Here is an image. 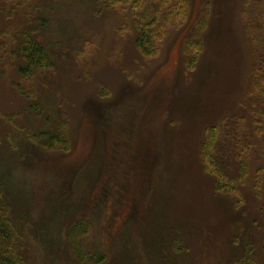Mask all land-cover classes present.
Wrapping results in <instances>:
<instances>
[{"label":"rangeland","instance_id":"rangeland-1","mask_svg":"<svg viewBox=\"0 0 264 264\" xmlns=\"http://www.w3.org/2000/svg\"><path fill=\"white\" fill-rule=\"evenodd\" d=\"M140 1L0 0V175L20 252L31 264H264V0ZM141 15L164 26L150 55L135 45ZM19 31L54 68L19 74ZM213 125L232 191L201 161ZM59 129L68 148H43L39 135ZM69 222L85 233L69 239Z\"/></svg>","mask_w":264,"mask_h":264},{"label":"trees","instance_id":"trees-1","mask_svg":"<svg viewBox=\"0 0 264 264\" xmlns=\"http://www.w3.org/2000/svg\"><path fill=\"white\" fill-rule=\"evenodd\" d=\"M107 6L117 3L126 2L128 0H99ZM136 3L140 0H132ZM140 2H143L141 0ZM164 32V26L157 19L156 16L147 18L146 15H141L138 20V33L135 39L136 47L145 55H150L155 49L156 42L160 39ZM14 56L20 60L21 63L17 65L18 72L23 77H29L37 70H46L54 68V62L50 58L46 47L40 40L28 31H19L16 38V49ZM264 77V69H261V78ZM264 98V90L262 92ZM36 105V104H35ZM38 114L41 115V108L39 105L34 106ZM264 107H262V113ZM264 115V114H263ZM217 125L211 126L207 129V134L202 143L201 161L206 171L215 176V189L218 191H232L235 179L227 170L220 164L215 155V143L219 133ZM44 142L41 143L45 149H52L59 146L61 149L68 148V140L65 133L59 129L54 133L40 134ZM259 184V183H258ZM11 185V184H10ZM8 180L4 181L0 175V264H31L27 258L20 252L23 244L20 240L21 231H19L14 223V218L10 213L11 202L7 197L10 186ZM5 192V193H4ZM10 192V191H9ZM68 222V221H67ZM66 223V222H65ZM62 225V224H61ZM87 224L83 222H69L67 236L69 239L79 237L86 231ZM59 232V230H58ZM264 249V247H263ZM90 260L99 261L102 256L97 252L92 251L87 254ZM246 264L248 262V255L246 257Z\"/></svg>","mask_w":264,"mask_h":264}]
</instances>
